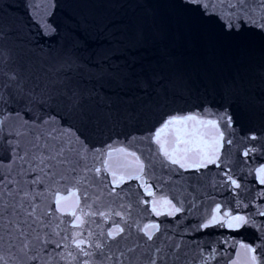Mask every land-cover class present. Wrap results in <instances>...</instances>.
I'll return each instance as SVG.
<instances>
[{
  "label": "water",
  "instance_id": "water-1",
  "mask_svg": "<svg viewBox=\"0 0 264 264\" xmlns=\"http://www.w3.org/2000/svg\"><path fill=\"white\" fill-rule=\"evenodd\" d=\"M246 2L249 15L237 19L230 15L235 10L222 8L218 0H0V118L9 117L7 129L18 124L19 112L33 135L59 138L45 136L42 143L71 141L66 149L84 156L66 151L68 162L54 171L66 177L57 176L61 195L78 187L84 211L106 214L86 217L96 221L90 224L93 239L104 244L99 259L112 257L105 264H148L152 259L156 264H201L212 248L217 255L210 264H244L241 244L256 248L258 258L264 253V184L259 182L264 173L257 172L264 167V29L258 26L264 0ZM12 75L15 80L9 79ZM72 93L80 98L86 120L79 112L69 114ZM48 95L55 98L51 106L41 102ZM193 114L217 120L224 141H232H222L216 163L198 170L171 164L152 138L172 115ZM220 115L225 119L219 120ZM49 117L56 118L55 124L43 122ZM194 123H188L189 131ZM174 135L169 129L161 139ZM8 139L17 138L0 136V171L23 152V143L13 152ZM110 146L141 158L142 179L113 185L112 175L104 171ZM117 158L123 160L114 154ZM18 166V161L13 164ZM86 167H100L101 174L89 172L87 181L76 185ZM85 190L91 209L83 200ZM165 198L180 211L159 203L160 214L153 212L152 202ZM36 202L59 215L53 196ZM225 211L250 222L238 229L202 227ZM153 223L159 231L148 240L142 229ZM117 225L124 232L112 240L107 232ZM0 254L7 255L4 248Z\"/></svg>",
  "mask_w": 264,
  "mask_h": 264
},
{
  "label": "snow or ice",
  "instance_id": "snow-or-ice-1",
  "mask_svg": "<svg viewBox=\"0 0 264 264\" xmlns=\"http://www.w3.org/2000/svg\"><path fill=\"white\" fill-rule=\"evenodd\" d=\"M196 2V0H192ZM222 8L235 10L230 15L236 16L237 19L243 15H249L246 0H218ZM207 8V5H205ZM261 12L264 13V2L261 3ZM253 12L255 10H252ZM253 23H257L253 21ZM258 26L264 29V14L261 15ZM49 28L51 26H48ZM229 27H235L239 30V25L229 24ZM10 80H15L14 75L9 77ZM4 97L0 94V101ZM55 98L52 95L42 97L41 102L51 106ZM35 102V98H33ZM81 100L76 93H72L67 97V109L69 114L79 112L81 120H86L84 113L79 111ZM2 115V112H0ZM18 119V124L5 128L4 125L9 119L8 116L0 118V136L7 135L16 137L17 139H8L7 143L12 147L13 152L21 148L24 144L22 154L17 153L13 156L5 171H0V248H4L5 254H0V264H105V260L112 259L111 256L99 259L103 256L104 244L95 241L93 238L96 233L90 228V224H95V220L89 221L86 217H95L97 215L106 217L104 212L84 211L81 207L82 196L78 195L80 189L68 191L67 195H61L59 180H65L66 177L59 175L54 171L55 168L67 163L66 151H76L80 159L84 156L75 148L66 149L65 144H71V141L64 143L49 144L44 140L45 136L50 137L53 141H59L58 137L52 136L51 133H36L32 134L31 128L27 127L29 122L21 119L19 112L15 113ZM225 115H220L219 120H224ZM45 124H55L56 118L49 117L43 121ZM195 122L191 131L188 130V123ZM228 125H231V117H227ZM199 125L202 129H210L212 131H200L197 128ZM182 126V127H181ZM171 129L175 135L172 139H161L162 134ZM55 131V128L53 129ZM183 131V135H181ZM205 137H209L205 139ZM155 143L159 146V153L162 154L171 164L179 165L181 168L200 169L208 164H214L220 158V148L222 141L231 144L229 139L224 141V133L220 131V125L217 120H205L199 116L193 115H172L169 119L163 122L152 137ZM251 139H256L253 135ZM77 142L79 137H77ZM180 145H184L183 148ZM252 149L244 152L248 156ZM114 154L117 157L122 156L123 160L113 159ZM108 159L104 160V171L110 172L112 175V183L119 187L127 179H142L145 173V164L135 152H128L125 148H111L107 152ZM131 158L129 160L128 158ZM19 163L18 167H13V164ZM27 165V167H25ZM75 171V168L72 169ZM94 171L97 176L101 174V168L85 169L84 176L77 179L76 185H81L87 181L89 172ZM258 173H264V167L257 170ZM59 175V180L57 176ZM231 183L239 188L240 185L235 180L228 177ZM259 182L264 184V175L259 176ZM37 185H44L40 190ZM31 186V187H30ZM75 187V186H74ZM107 187V185H105ZM148 195L153 193L149 191V186L144 185ZM55 189V191H53ZM114 190V189H113ZM47 196L54 197L55 215L51 210H44L37 203L38 198H46ZM88 193L83 192V200L88 209L92 208L91 204H87ZM153 212L157 215L156 205L163 203L168 205L172 212H179L180 208L172 204L171 200L163 199L162 201H153ZM78 211L80 214H78ZM220 212V207L217 205L215 213ZM171 214V212L169 213ZM115 215H121L116 212ZM264 215V211L260 212ZM64 216L73 217L71 220L63 219ZM127 221H125L126 223ZM250 222L242 215H231L225 211L223 216L213 214L203 228H208L217 224L226 226L231 229H238L242 225ZM154 230V231H153ZM148 240H152L155 231H159L158 224L146 225L144 229ZM85 232L87 235H85ZM124 229L117 225L114 229L107 232V236L115 240ZM101 235L103 232L101 231ZM179 247V245H177ZM240 248L244 250V264H264V253L258 258L256 248L246 244H241ZM131 251V249H129ZM159 251V249H157ZM120 253V256H123ZM217 250L212 248L211 251L204 255L201 264H210L212 259H215ZM163 259V257H161ZM119 262V257H117ZM148 264H156V260L148 261ZM233 264H239L238 261H233Z\"/></svg>",
  "mask_w": 264,
  "mask_h": 264
}]
</instances>
